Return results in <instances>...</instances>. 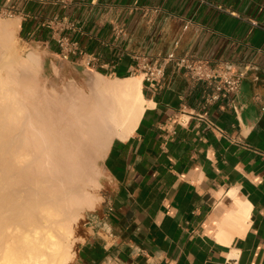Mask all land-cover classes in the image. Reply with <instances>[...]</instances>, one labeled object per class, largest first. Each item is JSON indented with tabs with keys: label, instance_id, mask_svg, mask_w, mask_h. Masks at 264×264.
Here are the masks:
<instances>
[{
	"label": "crops",
	"instance_id": "0c3cea01",
	"mask_svg": "<svg viewBox=\"0 0 264 264\" xmlns=\"http://www.w3.org/2000/svg\"><path fill=\"white\" fill-rule=\"evenodd\" d=\"M8 9L61 71L128 77L137 57L175 51L245 73L214 102L207 81L172 64L143 78L145 110L101 161L100 202L71 264H264V0H0ZM59 35L78 53L61 58ZM235 198L250 203L249 224L227 244L216 222Z\"/></svg>",
	"mask_w": 264,
	"mask_h": 264
},
{
	"label": "bare ground",
	"instance_id": "6f19581e",
	"mask_svg": "<svg viewBox=\"0 0 264 264\" xmlns=\"http://www.w3.org/2000/svg\"><path fill=\"white\" fill-rule=\"evenodd\" d=\"M18 25L0 24V264H71L75 224L100 200L98 162L145 110L144 75L91 72L85 88L48 92L35 77L38 54L17 61L12 52ZM235 200L216 222L227 244L249 224L250 203Z\"/></svg>",
	"mask_w": 264,
	"mask_h": 264
},
{
	"label": "built area",
	"instance_id": "2783aa9c",
	"mask_svg": "<svg viewBox=\"0 0 264 264\" xmlns=\"http://www.w3.org/2000/svg\"><path fill=\"white\" fill-rule=\"evenodd\" d=\"M0 15L12 17L14 11L8 9L1 11ZM55 20H58V17H55ZM57 43L60 47L59 54L63 59H69L78 53L79 46L77 42L71 41L66 36L59 35ZM137 60V70L150 82L160 81L169 64H172L175 69L188 74L192 79L207 81L213 87L212 91L207 94V100L213 102L230 99L231 95L238 91L245 76L244 72L233 71L230 67L216 65L211 63L210 60L198 58L188 53L178 55L175 51L155 59L139 56Z\"/></svg>",
	"mask_w": 264,
	"mask_h": 264
},
{
	"label": "rangeland",
	"instance_id": "374dc122",
	"mask_svg": "<svg viewBox=\"0 0 264 264\" xmlns=\"http://www.w3.org/2000/svg\"><path fill=\"white\" fill-rule=\"evenodd\" d=\"M13 19H14L13 17L0 15V24L9 23L13 21ZM10 43H11V47H13L12 52L17 61H19L22 58H25L31 51H34L38 54V60L35 63L38 72H36L37 75L35 74V77L36 79H38L37 81L39 84L38 83L37 84L46 91L64 92V90H66L67 85H69L68 83H71L70 81L74 82L77 86L80 87L84 86L83 88H85V86L87 85V83L85 84V82H87L89 77L88 74L90 75L91 72L77 73L74 69L71 70L70 68L62 69L61 71L60 65L44 62L45 59L44 56H42V54H40L37 50H35L33 47H31L29 44L25 42V40L19 34L17 28L15 30L13 29V32L11 33ZM5 69H3L2 71L3 74H5V75L2 74L4 77L9 72V70L5 71ZM140 74L142 73L137 72L136 74L133 75H140ZM101 161L102 159L98 162V167L100 170H101ZM92 191L100 196V188H97ZM95 208L93 210L90 209L85 210L83 217L75 224V236L77 237V240L74 245L75 250H77L79 242L83 240V235H85L84 225L90 218Z\"/></svg>",
	"mask_w": 264,
	"mask_h": 264
}]
</instances>
